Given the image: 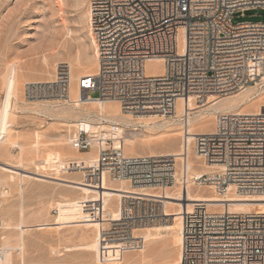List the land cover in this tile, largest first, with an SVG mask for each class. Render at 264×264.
Here are the masks:
<instances>
[{
  "label": "built area",
  "instance_id": "built-area-1",
  "mask_svg": "<svg viewBox=\"0 0 264 264\" xmlns=\"http://www.w3.org/2000/svg\"><path fill=\"white\" fill-rule=\"evenodd\" d=\"M258 10L264 11V0H87L98 67L96 74L80 78L77 88L85 98L95 94L98 101H114L130 115L170 118L179 100L193 101L198 110L208 98L237 93L264 77V22L233 23L235 16ZM154 60L161 61L159 75L145 72ZM63 67L51 82L25 86L24 96L65 99L69 74ZM185 144L209 172L189 176L184 153L129 156L112 139L82 127L70 141L77 152L94 148L96 158L78 168L91 189L123 182L161 196L173 188L186 191L191 184L219 198L260 199L261 211L250 213L194 203L181 215L176 264H264V110L217 113L210 133ZM123 200L126 216L101 228V245L126 241L136 228L164 215L160 198L127 195Z\"/></svg>",
  "mask_w": 264,
  "mask_h": 264
},
{
  "label": "rangeland",
  "instance_id": "rangeland-1",
  "mask_svg": "<svg viewBox=\"0 0 264 264\" xmlns=\"http://www.w3.org/2000/svg\"><path fill=\"white\" fill-rule=\"evenodd\" d=\"M87 15V0H0V107L8 69L16 64L19 96L10 140L23 146L20 152L9 144L0 145L4 149L0 151V179H6L0 181V251L2 237L16 236L22 222L29 228L23 235V249L12 252V264H176L180 257V246L175 243L176 220L172 221L173 232L135 230L131 240L101 245L98 240L101 228L107 227L111 220L108 216L117 210L116 193L104 195L103 217L109 220L106 218L99 225L95 221L99 212L98 190L83 183L78 169L95 158L84 163L85 153L72 150L67 142L75 131V127L67 125L87 117L86 114L76 117L75 107L63 101L41 104L24 96L25 84L52 81L56 64H73L74 75L92 70L94 47ZM241 22H264V11L233 18L234 24ZM238 99L243 101L240 109L254 111L259 102L264 104V83L246 95H238ZM82 107L86 112L97 109L95 104ZM215 114L204 115V129L198 124L196 132L211 131ZM94 119L92 122H96ZM180 119L162 118L160 121L166 128L144 129L145 141L136 143L132 150L129 148V153H180L184 118ZM36 133L40 136L39 144L32 148ZM191 155L195 169L199 170L201 163L192 152ZM7 175H14L15 180H8ZM106 185L132 189L125 183ZM192 191L214 196L206 187L192 186ZM165 192L178 194L181 190L173 188ZM171 207L173 211L178 208ZM56 223L62 227H55Z\"/></svg>",
  "mask_w": 264,
  "mask_h": 264
},
{
  "label": "bare ground",
  "instance_id": "bare-ground-1",
  "mask_svg": "<svg viewBox=\"0 0 264 264\" xmlns=\"http://www.w3.org/2000/svg\"><path fill=\"white\" fill-rule=\"evenodd\" d=\"M89 18L87 15V22ZM91 36V42L94 47V62L90 63V67L92 68L89 72H77L75 75L72 74V69L74 67L71 63H59L55 66V72L58 71L59 67H62L65 65V67L68 70L69 74V85H68V96L61 100L65 102V104H69L70 106H74L77 111H75V116L79 115H85L87 117H82L79 121L73 122L71 124H68L69 127H75L79 128L82 127L83 129L87 130L88 132H96L99 133L100 136H103L105 138H110L113 140L114 146L118 147L119 144L122 147L123 151H128L129 148L132 147L138 143V142H144V129H163L166 128V125L164 123H161V119L164 118L163 116H158L155 113H142V114H136V115H130L125 114L122 112L119 107L115 109V104H117L114 101H98L96 99H93L91 96H88L89 98H85L83 96V93H81L77 85L73 86V82L79 81L80 78L86 76V75H94L97 73V52H96V45L95 41L93 39V36L90 32ZM145 72L150 75H159L161 73V61L160 60H154L147 62L145 66ZM253 73H257V70H253ZM51 81H44V82H37V83H27L26 85H35V84H44ZM78 83V82H77ZM264 83V77H260L257 80H254L253 85H248L245 87L242 91H239L234 94H229L225 97L219 98V97H212L208 98L207 102H205L203 105L199 106V111L195 112L194 110L196 108L193 107V101H183L179 100L176 103L175 106V112L170 117V119H180L181 117L184 118L182 125L184 128V132L182 133L183 136V144L181 145L180 153H172V154H158L156 152H148L150 156H171V157H178L181 156L183 153L187 155V164L186 169L189 176H200L204 173H207L210 171V167L202 165L200 169H195L194 162L191 160L193 157H191L190 147L188 149L186 148L185 142L187 141L188 144H190L192 136L198 135V134H208L211 131L203 130V132H196L195 126L200 125L201 127L205 123L203 121L204 115L206 114H214L218 112H227V113H240V114H250V113H261L264 110V104L259 102L257 104V109H253L254 111H247L240 109L243 106V101H240L238 99V95L240 94H248L253 89L258 87L260 84ZM19 96V84H18V67L16 64H13L9 67L6 79H5V89H4V97L3 101L1 103L0 107V145H6L9 144L12 147L18 148L20 152L23 150V146L20 143L12 142L10 140L11 133L13 131V115H14V108L15 103ZM84 97V98H83ZM60 101V100H56ZM56 101H37V103L46 104V103H53ZM86 104H95L97 105V109L95 112H86V109L82 106ZM191 111V112H188ZM195 115L194 117H191V115ZM202 116V117H201ZM65 117V116H64ZM96 122H92V118ZM200 117V118H199ZM63 118V117H62ZM198 118V119H197ZM181 120V119H180ZM178 121V120H177ZM182 122V121H181ZM111 125V128H110ZM112 126H115L113 129ZM204 129V126H203ZM74 133V132H73ZM72 133V134H73ZM72 134L70 135L67 142H69L72 138ZM39 134L36 133V140L32 144V148H37L39 144ZM71 148V147H70ZM94 148H92L91 151L84 154V163H89L92 161V159L96 158L94 154ZM0 151H4V149H0ZM186 151V152H185ZM125 153V151H124ZM129 153V151H128ZM126 154V153H125ZM141 153H132L130 152L129 156H136L140 155ZM191 155V156H190ZM191 157V158H190ZM198 159V158H196ZM7 179L10 181L15 180L14 175H7ZM20 180L22 181V177H20ZM1 182H6V179H0ZM123 183V182H120ZM98 190V209L99 212L97 214V217L95 218V221L101 225L102 223L107 221V217H103V212L105 209V202H104V195H106L107 192H114L116 193L117 197V210L114 213V215L108 216L109 219H111V222L118 221L120 218H124L126 216V209L124 207V200L125 196L127 195H139V196H148L151 198H160L162 199V203L164 205V215L163 217L151 223L150 225L140 226L136 228L135 230H145L147 228L160 230V231H174L173 228V220L177 221V229H176V236H175V243L180 246L181 244V237H180V229H181V217L180 215L184 214L186 211H190L191 207L194 203H205L208 206L214 207V208H226L230 213H250V212H256L261 211V204L257 203L260 202V199L257 198H240L239 196L235 195H226L224 198H219L217 196H205L201 195L200 193H196L192 191V185L189 184L186 191H182L178 194H175V192H162L161 196L156 195L152 192V190L144 189H128L124 186H121L120 188H114L109 185H106V183H103L101 187L95 188ZM1 193V192H0ZM3 193V192H2ZM1 195V194H0ZM4 195V194H3ZM175 202V203H174ZM177 202V203H176ZM182 202V203H181ZM171 206H177L178 208L176 210H172ZM21 215H22V209H20ZM107 218V219H106ZM106 219V221H105ZM108 219V220H109ZM108 221V222H110ZM55 227H62L61 223H56L54 225ZM6 229V227H4ZM29 226L24 225L22 222L20 225H18L19 233L14 236L13 238L4 236L2 237L3 246L0 251V264H12V252L14 250H22L23 249V235L25 230H27ZM37 228H41V226H37ZM134 230V231H135ZM133 234V233H132ZM133 235L128 237L126 241L131 240ZM100 240V238L98 239ZM19 252V251H18Z\"/></svg>",
  "mask_w": 264,
  "mask_h": 264
}]
</instances>
